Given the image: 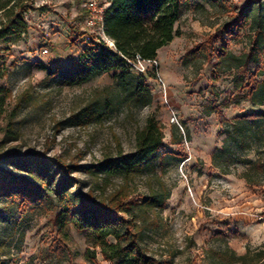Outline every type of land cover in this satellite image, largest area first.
Wrapping results in <instances>:
<instances>
[{
  "label": "rangeland",
  "instance_id": "1",
  "mask_svg": "<svg viewBox=\"0 0 264 264\" xmlns=\"http://www.w3.org/2000/svg\"><path fill=\"white\" fill-rule=\"evenodd\" d=\"M252 1L183 0L178 36L160 50L152 80L145 79L152 102L136 104L117 86L120 71L84 85L62 83L63 75L78 71L95 35L85 28L83 0H34L26 14L28 32L0 40V155L41 153L70 166L96 165L119 151L135 152L138 131L153 117L165 134L155 171L129 180L83 172L73 177L103 198L119 191L128 199L168 192L165 208L141 221L147 252L161 264H230L215 252L247 255L234 264H264V184L251 187L242 178L244 157L264 164V123L245 131V144L227 150L221 167L214 165L225 123L264 112L249 94L263 80L258 65L220 64L226 45L233 55L249 53L254 13L241 25L237 17ZM199 48L206 53L198 55ZM257 97L264 100V89ZM254 178L262 180L264 173ZM55 216L32 214L20 229L0 223V259L92 264L85 235L71 228L65 240ZM98 264H110L100 252Z\"/></svg>",
  "mask_w": 264,
  "mask_h": 264
},
{
  "label": "trees",
  "instance_id": "2",
  "mask_svg": "<svg viewBox=\"0 0 264 264\" xmlns=\"http://www.w3.org/2000/svg\"><path fill=\"white\" fill-rule=\"evenodd\" d=\"M183 0H112L106 11L107 35L115 42L109 47L105 42L92 38L80 59L81 64L72 75H63L65 86L84 85L105 73L120 71L116 75L117 86L127 98L136 104H150L152 95L144 76L134 75L127 65L128 59L140 55L144 59H157L159 52L178 36V21ZM258 4L253 10L252 3ZM34 0H0V40L21 37L29 30L26 14L33 9ZM253 11V12H252ZM253 15L254 37L249 53L233 55L229 47H223L221 65L231 61L237 67L257 64V74L263 80L251 89L250 96L256 106L262 107L257 92L264 89V0H253L238 14L239 25ZM195 52L202 56L205 50ZM58 75V73H54ZM0 96V105L3 102ZM230 106L232 103H225ZM264 123V112L238 117L225 123L222 134L224 147L217 151L214 165L221 167L222 155L231 148L244 143L245 131ZM165 134L159 123L149 118L144 129L137 133V146L133 153L119 151L115 157L106 158L91 166L66 165L57 158L41 153L18 154L9 152L0 155V223L12 224L15 229L29 221L32 214L56 213L58 234L70 240L71 228L84 234L88 248L87 261L98 264V253L110 264H161L150 256L145 247L144 216L157 214L165 208L169 193H154L128 199L121 191L110 197H100L93 190H85V182L73 177L83 172L93 177L106 179L123 177L126 180L146 171H155L160 159ZM251 151V145H245ZM242 163L243 173L249 186H262L264 179L257 181L254 175L264 173L262 161H253L247 156ZM227 169V170H226ZM224 169L228 172L229 168ZM2 247V245H1ZM216 257L230 264L247 259L245 256L215 252ZM0 264H8L0 259Z\"/></svg>",
  "mask_w": 264,
  "mask_h": 264
},
{
  "label": "built area",
  "instance_id": "3",
  "mask_svg": "<svg viewBox=\"0 0 264 264\" xmlns=\"http://www.w3.org/2000/svg\"><path fill=\"white\" fill-rule=\"evenodd\" d=\"M83 5L86 9V18L84 22L85 28L94 34L97 39L105 42L109 47L114 48L115 42L107 35L105 28L107 6L102 5L98 0H83ZM43 53L49 54V49L45 48ZM127 65L130 70L135 72L138 76H144L150 80H152L150 71H157L159 67L157 59L148 60L140 55H137L134 59H128ZM156 76H158V74ZM157 80H159V76L157 77ZM159 81L164 84L162 79ZM44 264L48 263L45 262Z\"/></svg>",
  "mask_w": 264,
  "mask_h": 264
},
{
  "label": "crops",
  "instance_id": "4",
  "mask_svg": "<svg viewBox=\"0 0 264 264\" xmlns=\"http://www.w3.org/2000/svg\"><path fill=\"white\" fill-rule=\"evenodd\" d=\"M101 1H104V5H106L107 8H109L111 6V1L112 0H101Z\"/></svg>",
  "mask_w": 264,
  "mask_h": 264
}]
</instances>
